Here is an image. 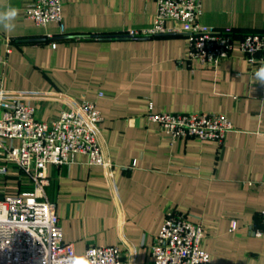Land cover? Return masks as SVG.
I'll return each instance as SVG.
<instances>
[{"label": "crops", "instance_id": "obj_1", "mask_svg": "<svg viewBox=\"0 0 264 264\" xmlns=\"http://www.w3.org/2000/svg\"><path fill=\"white\" fill-rule=\"evenodd\" d=\"M34 2L0 0V11L18 10L13 30L0 26V102L31 105L42 121L95 103L110 164L77 155L48 167L45 195L64 242L79 255L111 246L125 264H154L152 247L177 211L204 226L209 264H264V83L240 50L244 35L264 34V0H202V24L233 32L231 57L218 67L188 60L185 33L129 37L154 26L156 0H61L64 35L28 17ZM150 107L224 115L234 131L222 144L172 142L148 120Z\"/></svg>", "mask_w": 264, "mask_h": 264}, {"label": "built area", "instance_id": "obj_2", "mask_svg": "<svg viewBox=\"0 0 264 264\" xmlns=\"http://www.w3.org/2000/svg\"><path fill=\"white\" fill-rule=\"evenodd\" d=\"M156 2L154 26L131 32L129 37L185 33L190 62L218 67L231 57L233 32L202 24V0ZM26 12L37 26L55 23L66 34L61 0H35ZM240 50L251 72L264 67V34L244 35ZM0 111V176L4 177L0 184V264H125L118 247L92 246L77 254L74 244L64 242L57 206L45 195L50 165H69L77 155L87 156L92 166L110 165L98 138L104 118L96 104L85 101L50 121L38 119L36 108L17 100L0 102ZM147 117L172 142L199 139L222 144L234 131L224 115L158 114L150 107ZM11 173L19 175L14 185L7 181ZM261 216L264 221V210ZM204 235L201 223L184 213L170 212L152 247L154 264H209L211 256L201 247Z\"/></svg>", "mask_w": 264, "mask_h": 264}, {"label": "clouds", "instance_id": "obj_3", "mask_svg": "<svg viewBox=\"0 0 264 264\" xmlns=\"http://www.w3.org/2000/svg\"><path fill=\"white\" fill-rule=\"evenodd\" d=\"M18 15V10L13 7L7 8V10L0 11V26L6 31H11L15 27L13 21ZM255 77L261 83H264V67H261L256 73Z\"/></svg>", "mask_w": 264, "mask_h": 264}]
</instances>
